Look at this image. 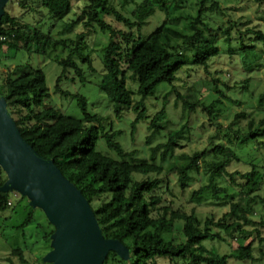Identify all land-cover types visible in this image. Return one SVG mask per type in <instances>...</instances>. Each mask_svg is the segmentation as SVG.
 Returning a JSON list of instances; mask_svg holds the SVG:
<instances>
[{
  "label": "trees",
  "instance_id": "1",
  "mask_svg": "<svg viewBox=\"0 0 264 264\" xmlns=\"http://www.w3.org/2000/svg\"><path fill=\"white\" fill-rule=\"evenodd\" d=\"M26 1H19L22 8H25ZM183 1L118 0V4H114V0H85L76 18L65 24V31L79 27L82 31L76 34L78 43L69 49L67 58L55 61L62 67L55 92L69 95L59 88L69 69L74 70L82 83L86 72L95 73L90 57L82 54V48L88 34L99 30L107 35L108 40L100 50L99 61L103 71L98 89L112 104L117 118L124 111L136 114L132 134L145 118V101L154 97L161 83L170 86L165 100L173 92L183 112L190 115L200 109L211 120V107L201 102L204 97L202 90L207 88L228 101L230 98L212 80H200L182 95L175 87L178 74L184 68H201L210 76L211 61L222 56L236 57L243 72L250 73L264 59V24H254L251 20L223 24L220 15L229 10L222 9L219 0H197L194 15L186 12L171 15L170 6L180 8ZM255 2L264 9V0ZM45 4L53 19L46 32L24 18L5 12L0 20V66L19 53L47 56L50 49L65 46L63 40L52 36L54 25L62 18L54 12L53 0H46ZM63 5L70 8V0H63ZM153 17L159 19L158 26L151 33L143 34V28ZM181 21L183 27L179 28L177 22ZM74 57L87 65L86 72L81 70ZM128 79L135 85L134 92L127 85ZM249 81H242L246 90ZM247 91L251 93L249 89ZM0 97L6 101L22 138L41 157L53 160L62 175L87 199L104 238L118 240L129 250V262L111 252L103 264H159V259L171 264H231L230 259L239 263L253 261L250 244L246 245L247 238L241 235H246L243 227L256 225L253 233L260 243L264 242L261 235L264 221L251 220L254 205H261L264 209L262 167L251 164L247 172H229L227 167L240 161L237 153L221 146L213 148L209 153L216 157L222 155L223 159L207 164V184L195 190L191 199L208 196L215 206L228 207V212L219 219L209 217L201 224L194 211L187 214L181 209L174 210L164 200L170 186L168 179L160 177L175 176L178 189L184 191L189 176L199 170L200 160L208 153L176 155L177 141L181 139L179 131L170 133L164 144L150 149L152 162L137 160L133 157L134 152L123 149L115 141L119 132L107 133L103 118L88 113L87 100L83 96H72L82 112V119L69 117L52 106L43 71L28 64H19L11 71L0 70ZM258 97L261 102L264 91ZM215 103L221 102L217 100ZM248 116V112L236 114L232 126L239 119H248ZM166 118L164 108L150 118L146 146L159 135ZM248 131L249 136H238L240 144L264 135V120L257 125L250 121ZM233 133L238 135L239 131ZM99 140L104 141L115 158L97 150ZM258 149H264V143H260ZM159 150L160 160L156 164L154 155ZM5 181L6 178L0 179V187ZM8 199L9 194L0 193V213L11 208L7 205ZM27 221H31L30 217ZM178 223L183 241L166 240L162 234L174 230ZM48 225L50 231H44L40 238L45 244H50V236L54 232V228ZM220 232L239 235L229 255H221L209 247L210 243L222 241ZM32 246L27 249L28 253H31ZM11 257H17L19 264H29L19 248L12 250L5 262L12 263ZM39 262L44 264L42 257Z\"/></svg>",
  "mask_w": 264,
  "mask_h": 264
},
{
  "label": "rangeland",
  "instance_id": "2",
  "mask_svg": "<svg viewBox=\"0 0 264 264\" xmlns=\"http://www.w3.org/2000/svg\"><path fill=\"white\" fill-rule=\"evenodd\" d=\"M19 1L10 0L5 8V12L11 16L24 18L27 22L36 25L43 31H48L53 19L49 14V10L45 7L46 0H27L24 2L25 8H22ZM197 0H184L180 8L170 6V14L177 16L180 12H186L194 15L196 11L195 3ZM34 2V3H33ZM222 9H227L225 14L220 15L223 24L226 25L229 21H246L251 20L254 24H264V9L261 8L255 0H219ZM85 0H70V8H65L63 0H53V9L56 14L62 18V21L57 22L52 29V36L56 39L64 41L65 46H59L56 49H50L47 56L28 55L27 53H19L15 58L5 61L1 66V71H11L15 66L28 64L29 67L40 69L45 75L46 85L50 94L49 103L54 106L59 112L75 118L82 119L83 115L77 106L76 99L73 95H81L87 100L88 113L97 115L103 118V126L108 132H119L115 141L127 151L134 152V158L137 160L152 162L151 148L157 145L164 144L170 133L179 131L180 138L177 141L178 148L175 150L176 155L188 154L190 156L202 152L207 153L200 160L199 170L193 171L189 176L187 188L182 191L178 189V182L175 176L165 177L162 175L160 179H168L170 191L164 196L166 204L171 205L174 210L181 209L187 214L194 211L197 218L202 224L207 218L214 217L219 219L222 215L228 212V207L215 206L209 200L208 196H202L195 200L191 199L192 193L207 184L209 175L208 165L211 162H217L223 159L222 155L214 156L211 152L216 146L222 148H230L234 150L239 162H232L227 170L229 172H247L250 170V165L255 164L263 169H260L264 177V149H258L260 143H264V135L259 136L255 140H248L247 143L240 144L238 136H249L248 123L253 121L257 125L261 120H264V99L259 101V95L264 91V59L253 68V71L243 72L237 58H229L226 56L214 58L210 63L211 74L206 75L201 68H184L179 74L175 83L176 91L182 95L186 94L189 89H193L200 80L215 81L217 88L221 90L227 97L225 99L216 92H209L206 89L202 90L204 97L201 102L212 111V119L207 113L201 112L200 109L196 113L188 115L183 112L181 103H176L175 93H169L165 100V96L170 90L167 83H161L154 97L148 98L145 101L146 114L145 118L137 124L134 133L132 134V123L135 120L136 114L132 111H124L120 118H117L113 112V106L109 100L98 89V83L101 80L103 71L102 64L99 61L100 50L106 44L108 38L99 30L89 33L85 45L82 48V54L89 56L92 67L95 73H87L86 64H82L74 57L75 62L85 73V82L82 83L75 75L73 69H69L65 73V77L59 83V88L62 91L69 93L68 96H62L56 93V80L62 74V67L55 61L66 59L69 54V49H73L78 43L76 34H79L82 29L79 27L73 31H65V24L71 19H75L84 6ZM114 4H118V0H114ZM159 19L153 17L149 24L143 28V34L151 33L158 26ZM179 28L183 27V22H177ZM256 50H259L256 48ZM249 79L246 84L251 91L249 93L244 89L242 81ZM127 85L134 92L135 85L131 80H127ZM209 92V93H208ZM134 99L138 97L135 95ZM221 103H215L216 101ZM214 102L213 105H211ZM165 109L167 118L162 123V130L159 135L154 137L149 146L145 145V137L148 134L147 127L150 118L160 111ZM248 112V119H239L236 125L234 117L236 114ZM215 124H219L218 127ZM222 129V132H220ZM233 130V131H232ZM229 131V132H228ZM239 131L238 135L233 133ZM96 148L102 154L115 158V154L107 149L103 140L97 142ZM159 150L154 155V163L158 164L160 160ZM5 175L1 171L0 179L5 180ZM139 180L140 176H136ZM165 183L162 184L164 186ZM264 186V182L262 184ZM164 190V189H163ZM9 201L12 202L11 208L0 213V264H19L17 257H11L12 263L5 262L6 257H10L12 250L21 249L28 260L29 264L39 262V259L44 256L50 249L49 244L41 242V236L44 231H50L49 223L45 216L39 210H32L27 201L16 193L9 194ZM30 217L31 221H27ZM251 220L254 222L264 221V209L261 205L253 206ZM27 221V222H26ZM255 226L249 225L243 227L246 235H241L246 239V245L250 244L253 261H245L239 263L230 259L231 264H264V242L260 243L256 238L253 230ZM180 223L175 225L172 231H166L162 236L166 240L174 239L176 243L183 241L180 232ZM222 241H216L209 244L217 253L221 255H229L233 252L236 246L235 238L239 235L227 234L220 232ZM236 235V236H234ZM262 237L264 238V227H262ZM31 248V253L27 249ZM159 264H171L165 259H159ZM237 262V263H236ZM40 264V262H39Z\"/></svg>",
  "mask_w": 264,
  "mask_h": 264
},
{
  "label": "water",
  "instance_id": "3",
  "mask_svg": "<svg viewBox=\"0 0 264 264\" xmlns=\"http://www.w3.org/2000/svg\"><path fill=\"white\" fill-rule=\"evenodd\" d=\"M10 0H0V20ZM0 193H16L39 210L54 228L44 264H103L109 253L129 262L118 240L105 239L87 199L66 179L53 160L41 157L22 138L7 103L0 97Z\"/></svg>",
  "mask_w": 264,
  "mask_h": 264
},
{
  "label": "built area",
  "instance_id": "4",
  "mask_svg": "<svg viewBox=\"0 0 264 264\" xmlns=\"http://www.w3.org/2000/svg\"><path fill=\"white\" fill-rule=\"evenodd\" d=\"M17 195H18V194H17ZM9 199H10V198H9ZM9 199H8V201H7V205L10 207V206L12 205V202H10Z\"/></svg>",
  "mask_w": 264,
  "mask_h": 264
}]
</instances>
